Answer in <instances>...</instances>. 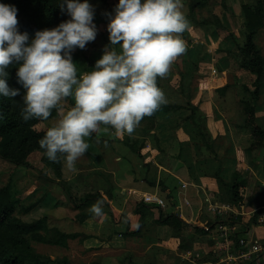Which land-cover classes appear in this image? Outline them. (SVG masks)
I'll return each instance as SVG.
<instances>
[{"label":"crops","instance_id":"obj_1","mask_svg":"<svg viewBox=\"0 0 264 264\" xmlns=\"http://www.w3.org/2000/svg\"><path fill=\"white\" fill-rule=\"evenodd\" d=\"M240 27L241 30L244 29L243 21L238 24L232 21L233 31L236 32ZM189 30L192 31L191 34L198 32L192 26H189ZM239 37L241 40L240 35ZM258 40L256 36L257 44ZM208 43L212 44L213 49L208 46L204 53L200 46H197L196 51L193 47L194 52L187 48L175 62L181 70H189L190 63H198L194 75L196 87L191 101L200 108L204 117L202 123L207 135L206 141L213 149L204 145L202 136L190 124L162 127L160 124L167 122L168 114L161 110L154 115L153 128L151 119L142 120L132 135H117L113 128L101 125L95 133L111 141L104 145L97 144L90 154L86 152L84 160L76 162L75 171H70L63 164V180L70 189L99 193L103 197L93 199L77 210L55 205L52 207L54 215L63 219L62 230L84 234V237L74 240L84 247L81 253L91 257L88 264H120L122 254L129 253L130 250L134 252L132 254H138V264H166L167 254L198 259L212 250L219 258L221 241L216 225L211 231L194 234L193 248L184 251L180 249L181 237L173 235V228L168 224L156 223L161 205L144 203L142 196L145 192H153L163 198L166 204L162 208L167 213H176L185 222L205 227L206 230L211 223H215L217 214L210 207L228 205V209H223L219 214L222 219H227L231 214L241 217L237 237L260 240L264 245V198L260 200L261 196L264 197L261 193L264 192V170L258 172L260 163H264V85L260 88L262 100L255 105L252 96L244 94V99L254 105L253 120L261 128V131L256 132L261 145L257 161L254 162L252 151L243 146L250 144L248 129L252 125L250 113L245 112V103L232 96V104L236 103L237 108L231 114L227 109L232 94L229 93L222 100L225 112L220 97L216 98L215 92L218 87L233 82L235 77L250 85L252 77L239 67L240 54L233 40L224 41L217 35L215 38L210 37ZM226 48L237 52L238 58L230 59L225 53L216 52ZM194 56L195 61L192 59ZM213 68L217 69L216 74L212 73ZM166 77L160 78L157 83L164 91L167 103L184 102V97L174 91L180 84V75L169 71ZM171 91L174 92L173 95ZM172 115L175 116L174 113ZM232 121L238 125L242 122L243 131L234 126ZM234 130L240 131V137H234ZM124 140H128V143ZM257 142L258 140L253 141L252 147L255 148ZM237 167L254 172L246 173L248 182L245 189L250 187L251 192L247 194L249 200L243 198L239 205L222 202L218 183L213 175L217 172L225 181H231ZM252 182L260 188L255 194ZM46 195L53 199V192L43 186L40 196ZM61 198L64 199V196L61 195ZM43 202L44 207L49 204L45 199ZM97 202H100L102 209L100 215L90 211ZM139 204L145 205L141 211L137 210ZM77 214L85 215V218L80 222ZM142 220L146 226L141 233L133 237L122 235L126 231H136ZM91 247L94 249L90 250ZM201 263L203 264L202 261ZM233 264H264V251Z\"/></svg>","mask_w":264,"mask_h":264},{"label":"clouds","instance_id":"obj_2","mask_svg":"<svg viewBox=\"0 0 264 264\" xmlns=\"http://www.w3.org/2000/svg\"><path fill=\"white\" fill-rule=\"evenodd\" d=\"M64 4L71 19L36 31L29 42V34L18 29V9L0 3V95L20 94L7 83L8 69L15 65L17 82L26 90L23 121L48 120L65 98L74 99V106L48 127L39 147L50 161L60 163L63 158L75 171L90 146L86 138L101 125L117 135H132L146 116L167 103L157 78H165L186 52L183 33L189 21L183 0H119L107 25L113 47L106 46L93 70L78 78L72 52L96 38L94 8L88 0ZM90 211L100 215V202Z\"/></svg>","mask_w":264,"mask_h":264},{"label":"trees","instance_id":"obj_3","mask_svg":"<svg viewBox=\"0 0 264 264\" xmlns=\"http://www.w3.org/2000/svg\"><path fill=\"white\" fill-rule=\"evenodd\" d=\"M91 1L88 0V2ZM108 1L102 0L104 3ZM0 3L14 5L18 9V29L20 32L26 31L29 34V42L35 37L36 31L54 28L60 23L71 19V16L66 10L64 0H0ZM186 3L189 10L188 18L195 27L207 26L213 32L225 33V35H222L224 41L233 40L235 42L237 51L240 54L239 67L246 70L249 76L252 77L250 85L244 83L241 78L235 77L233 82H228L218 87L215 92L216 98L217 96L220 97L222 109L225 112L223 101L229 93H232L235 100L245 103V112L250 113L252 125L251 129H248L250 132L249 147L246 144H243V146L252 151L253 161L256 162L258 148L261 145L260 137L256 132L261 131V128L253 120L254 105L261 102L262 96L260 88L264 85V47L258 46L256 36H259L262 32L264 33V0L245 1L241 4L244 24V36L243 38L241 37V40L239 37L240 34L231 30L223 17L215 12V8L221 5L224 12L229 13L231 8L228 5V0H188ZM62 4L64 5L63 10L61 7ZM203 10H206V15L203 14ZM93 23L97 29L95 40L88 42L84 49L76 48L72 52L73 61L78 63L79 70L83 72L92 71L96 61L102 57L105 47L109 46V49L112 47L106 38V32L98 28L94 19ZM219 51L225 53L230 59L233 58L236 60L238 58L237 52L232 51L231 48L220 49ZM197 64V62L190 63L191 67L189 70H181L178 64L176 62L174 63V66L178 68V72L176 73L181 78L180 84L175 87L174 91L184 97V102L166 103L152 116H146L143 120L151 119L153 128L155 126L154 115L164 110L168 114V119L167 122L160 124L162 127L166 125L180 127L190 124L202 136L204 145L213 149L206 141L207 135L202 123L204 117L201 114L200 108L191 101L192 92L196 87L194 75L198 69ZM16 71L17 68L15 65L10 66L8 69L9 77L7 83L12 88L20 89V94L14 98H5L0 95V159L11 163L14 167L30 168L32 167L30 157L35 153L40 154L39 152H41L39 156L41 161L46 168L53 171L54 175L51 176L49 173L40 170V176L44 177L46 181L61 185L64 190L63 193L69 201V204H66V199L65 201L58 199L55 202L56 207L63 206L68 209L77 210L93 199L103 198L99 193L80 192L66 186L63 180V158H61L60 163L52 162L45 155V150L39 147V140L45 136L48 127L53 124L52 120L60 117V109L66 108L69 110L74 106V99L71 96L65 98L58 108L51 110V115L48 120L33 118L25 122L22 119L21 113L25 107L23 97L26 90L17 82ZM157 81H160L159 77ZM245 93H249L252 96L255 102L254 105H251L244 99ZM173 113L175 116L172 115ZM182 123L184 125H181ZM232 123L234 126L240 127V130L243 131L242 122L239 125L234 123V121ZM108 127L111 128L110 126ZM239 133L240 131L234 130V137H240ZM86 139L90 145L87 154H90L92 149H96L97 144L104 145L111 141V139L105 140L96 133H93L90 138ZM256 140L258 142L254 148L252 147V142ZM124 141L128 143V140ZM262 170H264V163H260L258 172L260 171L261 173ZM249 172V170L237 167L233 173V180L231 181H225L217 172L213 175L217 180L222 202L238 205L242 202L243 196L241 194V188L247 184L248 177L246 173ZM20 193L12 177H8V181L5 183L0 180V264H72L69 258L65 256L62 258L59 256L53 257L42 253L38 250L37 246L39 244H45L62 249H69L71 247V241L79 237H84V234L62 230L61 224L63 219H58V217L51 213H43L30 219H24L25 215L31 213L38 206H41L45 198L41 197L34 202L25 203L20 198ZM142 207L145 208V205L139 204L137 210L141 211ZM160 207V215L156 219V223L170 225L173 228V235L181 237L180 249L184 251L193 248L194 234L211 231L220 221L227 224L230 222L237 223V234L239 233V225L241 224L240 216L231 214L227 219H222L217 212L215 223H211L208 230H206L205 227L189 224L178 214L167 213L163 210L162 206ZM84 218L85 215L77 214V219L80 222ZM144 226L146 225L142 220L136 231H126L122 235L125 237H133L141 233ZM235 239L237 240V237ZM129 253H132V251L130 250ZM212 259L217 258L215 256ZM120 261V264H138L136 257L132 255L124 256ZM202 261H208V259H203Z\"/></svg>","mask_w":264,"mask_h":264},{"label":"rangeland","instance_id":"obj_4","mask_svg":"<svg viewBox=\"0 0 264 264\" xmlns=\"http://www.w3.org/2000/svg\"><path fill=\"white\" fill-rule=\"evenodd\" d=\"M245 1L249 2L251 0H228V5L231 8V11L229 13L224 12V9L221 5H218L215 8V12L220 14V16L223 17L224 21L228 24V26L231 30H232V21L236 22L237 24H238V22L243 21V15L241 13V4ZM186 2H188V0H183V3L185 5L184 11H185L186 17L189 21V26H192L198 32L196 34H194V33L191 34L192 31L189 30V27H188V29L183 33V39L186 42L187 48L192 50L193 47H195V51H196L197 48L200 46V48L203 50V52L206 53L208 46L212 47V49H213L212 44L208 43V40L210 41V37L215 38V36L217 37V35H218V37L223 40L222 35H225V33L220 34V33L215 32V31L213 32L212 30H209V27L204 26V25L199 26V27H195L188 18L189 10H188V6H187ZM89 3L94 8L93 19L97 23L98 28L100 30L106 32V38L110 43L107 25L110 21L111 16L115 15V7L119 3V0H109L107 3L102 2V0H92ZM109 14H111V15H109ZM203 14H205V15L207 14L206 10H203ZM241 29H242V27L238 28V30L236 32H239L241 37L243 38L244 34H243V30H241ZM258 39H259L258 44L261 47L262 46L264 47V33L263 32L258 36ZM114 47L117 49V51H120L119 45H116ZM216 52H219V50H217ZM192 59L195 61V56L192 57ZM174 63L172 64L170 71L171 72H178V68L174 66ZM77 64L78 63H76V66L78 69L77 76L79 78V76L84 72L82 70H79L80 67ZM166 79H167V77H166ZM167 89H168V87H167ZM173 93L174 92L171 91L172 95H173ZM168 96L169 97L171 96L170 92L168 93ZM235 104L236 103L232 104V94H231V97L229 98V104L227 106V109L230 111L231 114H232V110H233V112L236 111L237 107ZM66 111H67L66 108H61L60 109V112H61L60 117L53 119L52 122L54 123L58 119H60L62 114ZM39 153L40 154L35 153L30 157V162L32 164V167H30V168L14 167V166H12L11 163H9V162L7 163V162L0 159V180H2L3 183H5L8 181V177H12L14 179V183L16 185L17 190L21 192L19 196L25 203L34 202V201L38 200L39 198H41L42 196H40V195L42 194L43 186H46L48 188L49 192H53L54 197L51 196L53 199L49 198V195H46L44 197L46 202L49 203V204H47L48 206L47 205H45V207L43 205L38 206L31 213L25 215L24 219H30L32 217L39 216L43 213H51L52 215H54V212H53L54 208H52V207H54L55 202L58 199L59 200L61 199L62 201L63 200L65 201V199H66V201H65L66 204H69V201L67 200L66 196L63 193L64 190H63V187L61 185H59L58 183H55V182L46 181L44 179V177L40 176V173H39L40 170L42 172H47L50 175H54V174H53V171H51L50 169H48L44 166L43 162L41 161V159L39 157L41 155V152H39ZM91 156L93 157L92 154H91ZM80 160L83 161L84 156H82L80 158ZM249 173L253 174L254 172L252 170H250ZM11 174H12V176H11ZM252 176L254 177V175H252ZM251 184H252L251 187L253 189V194L257 193L258 189H260V188L254 182H252ZM66 186H67V184H66ZM55 189H58V190L55 191ZM250 193H251L250 187H248L247 190L245 189V186H243L241 188V194H242L244 199L248 198V200H249V196L247 194H250ZM261 193L264 194V192H261ZM57 194H59V196ZM61 195L64 196V199L61 198ZM263 198L264 197L261 196L260 200H262ZM253 199L255 200L254 195H253ZM37 248L40 252L51 255L53 257L59 256L62 258L65 256V257L70 259L72 264H81V263L82 264H88L90 262V259H91V257H88L87 255L81 253V251L84 249V247L81 244H78L76 240L71 241V247L69 249H62L60 247L50 246V245H45V244H39L37 246ZM91 249H94V247H91L90 250ZM132 253H134V252H132ZM132 253H125L122 255H123V257L124 256H131V255L135 256L137 261H139V258L137 257L138 254L135 253L136 254L135 255ZM215 256L217 259L213 260L212 258L213 257L215 258ZM219 258H220V256H219ZM219 258L217 256V253H214V250H212V251L208 252L207 254H204L203 256H201L198 259H196L194 257L186 259L182 255H179V254H167V258L165 259V262L168 264H202L201 261L203 259H208V261H202L203 264H212V263L216 264V263H219L218 262Z\"/></svg>","mask_w":264,"mask_h":264},{"label":"built area","instance_id":"obj_5","mask_svg":"<svg viewBox=\"0 0 264 264\" xmlns=\"http://www.w3.org/2000/svg\"><path fill=\"white\" fill-rule=\"evenodd\" d=\"M212 73L216 74L217 69L213 68ZM142 200L150 204H158L164 206L165 200L153 192H145ZM210 209L221 213L223 209H228L225 206H211ZM217 234L221 241V255L219 263L216 264H233L251 258L255 253L264 251V245L260 240H248L243 237H237L238 224L230 222L229 224L220 221L217 225ZM237 237V240L235 239Z\"/></svg>","mask_w":264,"mask_h":264}]
</instances>
